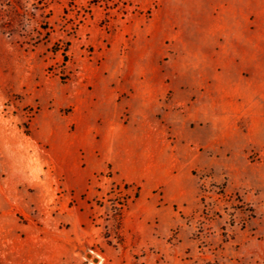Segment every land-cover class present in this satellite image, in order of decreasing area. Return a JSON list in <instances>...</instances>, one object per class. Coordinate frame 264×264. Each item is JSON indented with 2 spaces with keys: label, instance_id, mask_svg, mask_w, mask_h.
<instances>
[{
  "label": "rangeland",
  "instance_id": "obj_1",
  "mask_svg": "<svg viewBox=\"0 0 264 264\" xmlns=\"http://www.w3.org/2000/svg\"><path fill=\"white\" fill-rule=\"evenodd\" d=\"M253 43L264 0H0V264H264V96L259 127L237 107ZM145 104L194 138L174 224L99 130L100 106L132 124Z\"/></svg>",
  "mask_w": 264,
  "mask_h": 264
},
{
  "label": "crops",
  "instance_id": "obj_2",
  "mask_svg": "<svg viewBox=\"0 0 264 264\" xmlns=\"http://www.w3.org/2000/svg\"><path fill=\"white\" fill-rule=\"evenodd\" d=\"M252 45V52L245 55L244 62L251 71L249 75H237L239 95L242 97L237 107L254 113L248 115L250 118L244 123L253 128L261 124L255 113L261 111V96H264V43ZM224 85L228 86L229 82ZM187 95H193L190 89ZM188 100L191 102L190 98ZM199 102L204 107L199 117L205 123L211 121L214 103L212 94ZM107 107L100 106L98 114L103 120L99 130L102 139L114 145V159L123 168V176L141 185L143 198L161 186L166 202L165 215L171 218L167 221L171 224L178 222L179 218L175 211H171V206L177 204L188 210L194 209L198 194L197 181L187 167L192 158L188 144L194 140L190 136L187 122L184 123V130L179 133L176 124L168 126L173 119L170 109L164 111L161 118L158 115L160 109L145 104L134 110V115L138 116L136 122L123 124L120 120L121 109L118 106H109L110 109ZM190 111L192 109H188ZM177 140L178 143L175 142Z\"/></svg>",
  "mask_w": 264,
  "mask_h": 264
},
{
  "label": "water",
  "instance_id": "obj_3",
  "mask_svg": "<svg viewBox=\"0 0 264 264\" xmlns=\"http://www.w3.org/2000/svg\"><path fill=\"white\" fill-rule=\"evenodd\" d=\"M86 256L92 258V260H93L94 262H96V263L99 262V258H98V257H93L91 253H87Z\"/></svg>",
  "mask_w": 264,
  "mask_h": 264
}]
</instances>
